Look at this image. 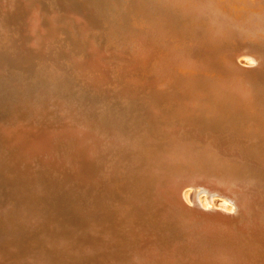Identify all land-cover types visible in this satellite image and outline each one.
I'll use <instances>...</instances> for the list:
<instances>
[{
    "label": "rangeland",
    "instance_id": "374dc122",
    "mask_svg": "<svg viewBox=\"0 0 264 264\" xmlns=\"http://www.w3.org/2000/svg\"><path fill=\"white\" fill-rule=\"evenodd\" d=\"M20 2L25 3V0H21ZM35 2L39 3L41 8ZM124 2H129V5ZM249 2L250 5L254 0H249ZM18 3L19 1L16 3L17 7L13 4L12 7L9 5L7 8L12 11V13L9 11L8 14L11 19L3 15L1 17L2 19L6 18L4 20L5 23L10 19L12 25L9 30L13 32L16 30L12 37L14 39H11L14 43H11L10 46L15 44L16 46L15 48L13 46V50L20 56L18 59L12 50H10L11 57L6 56L5 54H1L3 50L0 49V58L6 57L3 70L9 68L12 75L19 76L22 87L19 88L18 84H7L0 79V264H114L115 262L113 263L112 261L111 263L108 261L111 252L108 250L113 247L116 241L113 240L114 244L110 246L105 240L106 234L103 235L105 238H103L102 234L110 231L109 235H113L111 239L117 240V236L123 233L122 230L126 226L127 218L131 219V224L133 225L139 223L133 219V212L136 209L133 200H135L136 196L143 195V191H148L147 189L151 187L149 183H152V181L150 178L146 179L143 177L140 170L133 171L131 169L132 164L134 166L137 164L136 166H139L141 169L143 168L144 161L142 162L141 160L145 157L146 150L141 151L140 154H136L140 149L138 151L135 149L132 151L128 150L126 154H122L118 149H112L110 152L107 143L112 139V141L115 138L118 139L120 136L124 139H138L143 136L149 137L152 135L150 138L156 140L158 138V141H164L162 131H166L168 128L170 131L175 132V130L182 127L178 122L172 123L173 119H170L171 114L165 121L164 119L158 120L159 123L156 119L150 118V116L152 109L167 108L169 105H175L176 101H188L185 97H188V93L193 92V90L189 89L190 92L187 93L179 91L178 87L175 86L176 82L174 79L175 77H179V72L182 70L177 64L180 65L185 60L177 55L172 57L168 53L170 49L173 50L174 48L167 47L166 49L169 48V50H166L163 46L158 45L154 54L146 55L144 54L145 48L143 44L141 45L140 43L138 46V34L148 32L149 21L146 7H151L150 0H32L38 14H36L38 19L37 24H39L36 26L35 40L37 42L35 41V46L31 45L29 40L31 35L26 32V9L23 7V3L20 5ZM261 3H264V0H256L251 6L260 4L264 7V4ZM12 8L18 13L19 11L22 13H19V16H14L15 11ZM121 8L125 9L120 11ZM76 13L82 16H79V18L76 16L78 18L76 20H81L79 24L75 20L76 17L74 15ZM133 15L134 17H131ZM83 17L84 19L82 20ZM126 21L132 24L127 25L128 22ZM88 23L90 27L86 25ZM46 26H49V28H46ZM42 28H44V32ZM46 29H49L47 31L50 33ZM50 29L53 34H51ZM45 32L48 34L45 35ZM4 34L1 29L0 46ZM43 34L45 37H43ZM180 41L183 43L182 39ZM187 43L189 45L188 40ZM89 45L91 47L93 45L96 46V49L99 47L98 53H91ZM171 46L174 47L173 45ZM103 48H105V51ZM109 50L110 54H103L106 51L109 53ZM113 50L117 52L115 53ZM118 51H120V55H127L120 56ZM29 53H33L30 63L33 75L30 74V66L28 65ZM93 54L98 57H95ZM102 55L103 58L100 57ZM0 62L3 61L0 59ZM239 62L240 67L243 66L242 68L248 77L254 78L255 76V78H258L261 73L264 76L263 60L261 63L260 61L251 62L249 57H241L239 58ZM105 64L108 66L107 68ZM98 67L101 68L98 69ZM127 67L132 71H129ZM248 67L250 68L248 69ZM157 72L161 75L157 74ZM134 79L135 81H133ZM31 83L34 90L32 89V92H29L28 87ZM165 85L167 86L165 87ZM174 88L178 92L173 91ZM18 97H22L23 101L27 100V102L24 101L22 106L19 105L20 101ZM30 97L33 99V104H28V98ZM18 105L22 108L18 107ZM17 107L20 113L23 111L21 119L13 116V111ZM66 107L68 110H66ZM25 110H31L32 113L27 116ZM34 112H36L35 116ZM32 117L35 118L33 119ZM150 119L155 120L153 121L155 126L150 127L148 123ZM34 120L36 123L33 122ZM51 123L52 125H50ZM86 123L90 128L85 127ZM31 124L32 127L29 126ZM89 124H93V126H89ZM8 125L10 126L8 127ZM79 126L81 129L83 127V130L84 127L87 128L86 130L89 129L90 134H92L91 140L87 139L82 144L77 143ZM9 130H13L12 135L8 134V136L10 135L9 137L5 136V132H9ZM68 133L70 134L69 136ZM178 133L182 134L181 131ZM22 136L24 137L21 139ZM47 137L50 140L47 139L49 151L45 152L39 148L37 152L34 149L30 154H25L34 143ZM172 137L179 140L176 135ZM16 138L20 140L18 141ZM101 138L106 144L105 149L108 150L104 155V159L101 157V147H95L103 141ZM216 141L230 144H224L225 148H228L227 152H223L226 156L230 153H235L229 147L233 148L234 145L240 146L244 154L256 166V168L249 169L248 165L245 164L246 162H240L239 158L233 156V159L237 160L234 165L235 173L237 174L236 179L249 182V179L256 178V185L253 186V183H251L250 187H258L254 202V205H257V207L254 206L255 210L253 212H259L257 219L260 222L264 218V141L262 143L263 149L252 151V148L249 149V147L258 140L256 141L251 138L230 139L227 135L222 136L219 134L213 137V135L204 132V134H201V137L187 139V143L197 144L194 150L201 154L215 153V147L212 146V143ZM89 143H92L93 146ZM23 149L24 151L20 152ZM119 154H121L120 158ZM27 155H31V157ZM55 155L57 158H55ZM87 155H91V157L94 155V157H90L89 159ZM206 156L208 157L209 154ZM119 159H122L123 162L120 163ZM22 163H24V166H22ZM112 164L114 167L110 166ZM26 165L28 166L26 167ZM104 169L107 176L106 180H103L101 176V171ZM103 183L105 185L101 186ZM189 192V188L184 191L187 199H189ZM145 196L144 198H146ZM201 199L204 201L205 194L201 196ZM226 201V198L216 196L214 198V205L216 206L214 207H217L219 210L216 208L214 211L237 219L243 210L237 208L231 214L230 212H225L223 209ZM129 203L130 205L133 203L131 207L127 206ZM231 207V202H228V205L225 206V208ZM156 230L159 231L157 228ZM123 234L121 235V239H124ZM262 239L264 242V234L262 235ZM136 240L141 239L136 238ZM122 244H127L126 239L122 241ZM102 245L106 246V248L103 251H99ZM136 246L138 244L132 245V247ZM263 252L264 249L261 253ZM259 261L264 264V257Z\"/></svg>",
    "mask_w": 264,
    "mask_h": 264
},
{
    "label": "bare ground",
    "instance_id": "6f19581e",
    "mask_svg": "<svg viewBox=\"0 0 264 264\" xmlns=\"http://www.w3.org/2000/svg\"><path fill=\"white\" fill-rule=\"evenodd\" d=\"M15 1L16 3L17 1H19L18 3L19 5L23 3L20 2L21 0H6V2L5 0H0V30L2 29V32L5 33L4 37H2L1 39L0 49L3 50L1 51V54H5L6 56L9 57H11L12 55L10 54V50H12L19 59L20 58L19 54H17V52L13 50V46L15 48L16 45L13 44L10 46L11 43H14V41L11 39H14L12 37L14 36L16 30L14 32L9 30L12 24L10 22L11 18L8 15L10 10L7 9L9 5L10 7H12ZM254 2H256V0H254ZM16 3L14 4L15 6ZM124 3L128 4L129 2L128 3L124 2ZM249 3H250L249 0H150L151 7L148 6L146 7L148 21H149L147 28L148 32L138 34L137 36L138 38L137 42H139L138 46L140 43L141 45L143 44V47L145 48L144 54L146 55L154 54V52H156V49L158 48V45L163 46V48L165 49L167 47L174 48L173 50L171 49L169 50V48L166 50H169L168 53L172 57H175V55H177L183 58L185 61L184 62L181 61L182 63L180 65L177 64V66H180L182 70L181 72H179V77L174 78L176 83L175 82L173 83H175V86L178 87V90L181 92H185V93L190 92L189 89L193 90V92L188 93L189 96L185 97L186 99H188V101H184V102L176 101V103H174L175 105L168 106L169 110L168 107L167 108L162 107L163 109H159V110L152 109L150 118H154L157 121L158 120L161 121L162 119H164L165 121V119L168 118V116H170L171 114V118L170 117L169 118L173 119L172 123L178 122L182 126L181 128L178 129L176 128L177 130L173 128L175 132L170 131L168 128L166 131H162V137H164L163 138L164 141L163 140L158 141V138L157 140L154 138H150L152 135L149 137L143 136L138 139L137 138L124 139L121 136L118 137V139H116L114 136L115 138L114 141H112L113 139L111 137L112 140L109 143H107L110 152L112 149L113 150L118 149L122 154L124 153L126 154L128 153L127 152L128 150L132 151L135 149L138 151V149H140L136 153V154H140L141 151L146 150L145 157H143L141 160L142 162L144 161L143 168L141 169L139 166H136L137 164L135 166L134 164H132L131 169L133 171L140 170L141 174H143V177H145L146 179L150 178V180L153 183V184L151 182L149 183L151 184V187L150 189H147L148 191L146 192L143 191V193L146 196L144 194L141 196L138 195L135 197V200H133V203L135 202L136 205V209L133 212L134 213L133 219L138 221L139 223H137V225L136 224L133 225L131 224L130 218L126 219V226L122 230L124 233V234L122 233L124 239H121L122 234L120 236H117L118 238L117 240L113 238L111 239L113 235L111 236L109 235L110 231L108 233L104 232V234H102V236L106 234L105 240L107 241L108 245L112 246V244H114L113 240L116 241L113 247L110 250H108L111 251L110 256L108 257L109 262L112 263L113 261V263L115 262L114 264H262L259 260H261V258L264 257V252L261 253V251L264 249V242L262 239V235L264 234V218L261 220L259 219L260 220L259 222L257 219V215L259 212L257 211H255L257 213L253 212L255 210L254 202L256 199V192H257L256 190L258 189V187L257 186L252 188L250 187L251 183H253V186L256 185L255 182L256 178L249 179L250 180L249 182H244L242 181V179L240 180L238 178L236 179L237 174L235 173L234 165L236 164L235 162L237 160L233 159V156L239 158L240 162L241 161H243L244 163L246 162L245 164L248 165L249 169L253 167L256 168V166L251 160H249L248 156L244 154V151L242 148H240V146L234 145L233 148L229 147V149L234 150L235 153L232 154L230 153L229 155L226 156L224 155L223 152L228 151V148H225V145L228 143H224V142L220 143L217 141L213 142L212 146L215 147L214 149L215 153L212 152L205 154H201L200 152L194 150V148L197 147V144L195 145L193 143H187L188 138L195 139L201 137V134H204V132H206L213 135V137H216V135L219 134L222 136L227 135L230 137V139L233 138H238V139L251 138L253 140L255 139L256 141L257 140L258 141L252 144V146H250L249 149L252 148V151L263 149L262 143L264 141V76L261 73L258 76V78H255L254 75H253L254 78L248 77L245 70L242 68L243 66L240 67V62H239V58L241 57H249L251 62L260 61L261 63L262 60L264 61V7H262V5L260 4L251 6L253 3L250 5ZM35 4H39V3L35 2ZM40 6L41 5L39 4L38 7ZM23 7H25L26 9L25 12L27 18V20L25 19L26 32L30 33L31 37H29V40L31 42V45L35 46L37 42V40H35L36 38L35 32L37 31L36 26L39 25L37 24L38 22L36 16L37 13L34 8V4L32 3V0H25V3H23ZM123 9L121 8L120 11H122ZM175 9L178 10L175 11ZM12 10L15 11L13 8ZM10 12L12 13V11ZM15 12L13 15L19 16L20 11L19 13L18 12L15 13ZM2 15L10 19L5 23L4 20H6V18L2 19L1 18ZM71 15L73 14L71 13ZM74 16L75 17L78 16V18L79 16L82 17L81 15H77V13ZM131 17H134V15ZM78 18L76 17L75 20ZM83 19L84 17L82 18V20ZM80 21L81 20H79L76 23L79 24ZM129 24L132 23L128 22L127 25ZM86 25L89 26V23ZM47 27L49 28V26H46V28ZM42 29L44 32V28ZM47 30L49 29H46V31ZM50 31L51 34H53L51 29ZM44 34L47 35L48 33L45 32ZM44 34L43 37H45ZM180 39L183 40V43H181ZM187 40L189 41V45H187L188 44ZM171 45H173L174 47H172ZM95 47L96 46L93 45L91 49L89 48L91 53H98L99 47L98 49H96ZM104 49L105 48H103V50ZM113 51H115V53L117 52L116 50ZM108 52L109 53H107L106 51L103 54L105 53L106 55L110 54V50ZM119 52L120 51H118V54ZM99 53H101V51H99ZM123 55H127V54H123ZM29 56L30 57L28 58V65L30 66V74L33 75V72L31 71L32 65L30 64L33 53H29ZM94 56L96 57L97 55ZM100 57L103 58V55ZM0 59L1 61H3L0 62L2 65V67L0 68V79L7 84H13V85L18 84L19 88H21L22 83L20 82L21 80L20 77L17 75L16 76L12 75L9 68L7 70H3L4 69L3 67H5L4 61H6V57ZM107 67L108 66H106V68ZM99 68L101 67H98V69ZM137 68H138V64H137ZM249 68L250 67H248V69ZM127 69L129 70V67H127ZM251 69L253 68L251 67ZM158 73L159 72H157V74ZM99 78H101V76H99ZM133 81H135V79ZM170 81L172 82V80ZM93 84L95 85V83ZM166 86L167 85H165V87ZM99 87L101 88V86ZM32 89H33V84L31 83V85H29L28 87L29 92H32ZM174 90L175 92H178L176 88H174L173 91ZM18 99L20 101L19 105L21 106L24 104V101L27 102V100L23 101L22 97H18ZM28 102H29L28 104H33L32 97L28 98ZM19 105L18 107H20ZM18 107L13 111V116L17 117V119H21L20 117H22L21 113L23 111L20 113ZM39 107L41 106L39 105ZM33 110L35 109L33 108ZM66 110H68L67 107ZM37 112H39V110H37ZM62 112L64 111L62 110ZM31 113H32L31 110L26 111L27 116L30 115ZM35 113L36 112H34V116ZM44 114L46 113L44 112ZM84 121L86 122V120ZM90 121L94 122L92 120ZM149 121L150 122L148 123L150 124V127H153L154 125L153 121L155 120L150 119ZM33 122H35V120ZM35 123H33L34 126H36ZM27 125L26 127H28ZM50 125H52V123ZM90 125L91 124H89V126ZM9 126L10 125H8V127ZM29 126L32 127V124ZM91 126H93V124ZM85 127H88L87 123ZM85 127L84 130L83 127L82 129L80 127L79 131H77V136H78L77 143L82 144L84 143L85 140L87 141V139H90V137L92 136V134H90L89 129L86 130L87 128ZM180 131L182 132V134L178 133ZM12 132L13 130H9V132H5L6 133L5 136L6 135L8 136V134H11ZM69 133L68 136L70 135ZM57 134L59 135V133ZM174 135L178 136L179 140L173 139L172 136ZM24 136H22L21 139ZM47 139L49 140L48 137L46 139L42 138L38 140L37 143H34L30 148L26 147L29 148V150L27 149L28 151L30 150L31 151L29 153L27 151V153L25 154H30L31 152L34 151V149L37 152L39 148L40 150H43L45 152L49 151ZM19 140L20 139H18V141ZM235 143H239V142H235ZM105 145L106 144L103 140L100 142V144H97L95 146V147L98 146L99 148L101 147L100 151L102 150L101 157H103V159L105 153L108 152V150L105 149ZM28 146H30V144H28ZM70 149L72 150V148ZM23 151L24 149L20 152ZM207 154H209L208 157L206 156ZM22 155L24 156L23 153ZM27 156L31 157V155H27ZM120 156L121 154H119V158ZM87 157H89L90 159L91 155L90 156L87 155ZM93 157L94 155L91 158ZM55 158H57V156ZM119 162L121 163L123 162V160L119 159ZM22 166H24V163H22ZM27 166L28 165H26V167ZM110 166H113V164ZM123 173L125 172L123 171ZM111 175L113 174L111 173ZM101 176L103 180H106L107 176L105 169L101 171ZM109 177L111 176L109 175ZM102 185H105V183L101 184V186ZM187 188H189L190 190V192L188 193L189 199H187L186 196L184 195V191ZM203 194H205L204 201L201 199V196ZM144 196L146 198H144ZM216 196L224 197L228 202L232 203L231 208H225V206L228 205V202L226 201L224 203L225 205L223 210H225V212H230L231 214V212H234L237 208H239L243 210L244 214L242 212V214L239 215L237 219L236 218L233 219L230 216H226L224 214L222 215L220 213L215 212L214 210L217 207H214L216 206L214 205V198ZM133 203H131V205ZM129 205L130 203L127 206L131 207V205L130 206ZM255 207H257V205ZM94 209L97 210L96 208ZM129 215H130V211H129ZM156 228L159 229V231H157ZM114 235L116 236L115 233ZM105 237L103 236V238ZM136 238H140L141 240H136ZM125 239L127 241L126 245L122 244V241ZM136 244H138V246L132 247V245H136ZM104 245L101 246L99 251L101 250L103 251L106 248V246Z\"/></svg>",
    "mask_w": 264,
    "mask_h": 264
}]
</instances>
